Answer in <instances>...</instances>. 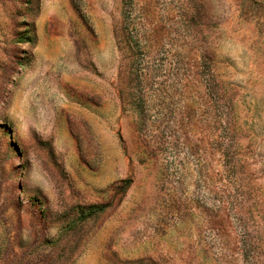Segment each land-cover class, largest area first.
Masks as SVG:
<instances>
[{
    "label": "rangeland",
    "instance_id": "1",
    "mask_svg": "<svg viewBox=\"0 0 264 264\" xmlns=\"http://www.w3.org/2000/svg\"><path fill=\"white\" fill-rule=\"evenodd\" d=\"M0 264H264V0H0Z\"/></svg>",
    "mask_w": 264,
    "mask_h": 264
}]
</instances>
